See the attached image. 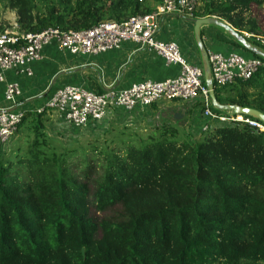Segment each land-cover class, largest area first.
Wrapping results in <instances>:
<instances>
[{
  "label": "trees",
  "instance_id": "1",
  "mask_svg": "<svg viewBox=\"0 0 264 264\" xmlns=\"http://www.w3.org/2000/svg\"><path fill=\"white\" fill-rule=\"evenodd\" d=\"M162 2L0 0V8L29 34L120 24ZM200 2L196 17L264 37V0ZM10 27L0 15V33ZM261 59L250 79L215 88L219 104L264 113ZM49 121L26 111L18 140L0 152V264H264V130L217 121L196 137L164 122L65 148L49 138Z\"/></svg>",
  "mask_w": 264,
  "mask_h": 264
},
{
  "label": "built area",
  "instance_id": "2",
  "mask_svg": "<svg viewBox=\"0 0 264 264\" xmlns=\"http://www.w3.org/2000/svg\"><path fill=\"white\" fill-rule=\"evenodd\" d=\"M202 6L200 0H163L151 15L133 17L120 24L103 22L84 31L48 29L23 34L15 21L0 33V84H6L5 101L10 105L9 109L0 110V147L6 150L11 146L25 115L19 107L22 89L6 83L4 72L15 69L33 76L30 65L43 60L44 49L53 42L59 51L79 57L100 56L133 45L135 51H147L167 65L179 67L172 78L144 79L104 94L76 85L55 90L46 105L35 111L56 116L50 121L49 135L57 137L65 148H72L84 134L96 139L113 127L136 130L134 127L141 126L153 130L161 124L160 114L148 115L146 112L169 102L198 105L195 120L200 123V129L196 130L194 123L191 124V129L198 134L206 131L213 122L230 120L264 130V126L253 119L236 115L230 119L231 113L216 111L205 84L200 57L191 52L182 34L175 33L169 40L160 37L172 17L183 16L191 21L201 19L196 15ZM243 36L255 47L264 49V37L249 33H243ZM207 50L215 88L248 80L262 66L261 57L246 58L238 49L226 54L212 48Z\"/></svg>",
  "mask_w": 264,
  "mask_h": 264
},
{
  "label": "crops",
  "instance_id": "3",
  "mask_svg": "<svg viewBox=\"0 0 264 264\" xmlns=\"http://www.w3.org/2000/svg\"><path fill=\"white\" fill-rule=\"evenodd\" d=\"M166 24L160 33L162 39L169 40L175 33H180L186 39L191 52L200 57L194 40L192 22L186 17L176 16ZM202 35L207 49L212 48L214 51L225 54L238 49L235 41L218 27H204ZM30 69L33 76L21 74L15 69L4 72L6 83L16 84L22 89L19 107L25 112L44 107L51 94L60 87L76 85L97 94H104L109 90L128 87L144 79L162 81L172 78L179 71L178 66L167 65L147 51H135L133 45H127L122 51H113L100 56L79 57L59 51L54 42L44 49L43 60L32 63ZM5 88L6 84H0V110H7L10 106L5 101ZM197 110V104L169 102L154 107L155 112L149 110L146 113L153 115L158 112L161 123L172 122L182 129L185 127L186 119L194 123ZM177 115L180 118H176ZM52 117L56 116L50 115V121ZM50 121L47 124L48 130ZM197 124L199 127L196 129L195 125V129L199 130L200 123ZM142 130L151 131L145 128ZM49 138L54 141L59 140L50 135ZM17 140L18 137L12 143L15 144ZM1 151L5 149L0 147Z\"/></svg>",
  "mask_w": 264,
  "mask_h": 264
},
{
  "label": "water",
  "instance_id": "4",
  "mask_svg": "<svg viewBox=\"0 0 264 264\" xmlns=\"http://www.w3.org/2000/svg\"><path fill=\"white\" fill-rule=\"evenodd\" d=\"M189 21L192 22L194 26L193 28L194 40L198 48V51L200 53L201 62L203 65V71H204V80L209 90V96H210L213 108L218 112L228 113V114L231 113L232 115L244 116V117L253 119L264 126V113L261 111H258L252 108L241 107V106H232V105L224 106L218 103L217 98H216V93H215L216 89L212 82V77H211V67H210V62H209L208 50L203 42L202 29L208 26L218 27L222 29L231 38L236 40V42L241 47H243V49H245L246 51L254 54L255 56L261 57L263 59H264V53H262L260 49L252 45L249 41H247L244 38V36L241 33H239L237 30H235L231 25H229L228 23L216 17H207V18L197 19L194 21H191V20ZM178 116L179 115H177L176 118H180V116L179 117Z\"/></svg>",
  "mask_w": 264,
  "mask_h": 264
},
{
  "label": "rangeland",
  "instance_id": "5",
  "mask_svg": "<svg viewBox=\"0 0 264 264\" xmlns=\"http://www.w3.org/2000/svg\"><path fill=\"white\" fill-rule=\"evenodd\" d=\"M0 15L2 16V19L5 21V22H7L9 25H12L15 21H16V13L15 12H13V11H10V10H7V11H4L2 8H0ZM261 17L264 19V12H262L261 13ZM208 27H210V26H208ZM212 27H215V26H212ZM233 39V38H232ZM234 40V39H233ZM235 41V43L237 44V46H238V51H239V53L240 54H242L243 56H245L246 58H254V57H256L254 54H252V53H250V52H248V51H246L245 49H243L237 42H236V40H234ZM259 49V48H258ZM260 51L262 52V53H264V49H260ZM196 57H199L198 56V54L196 55ZM185 120V119H184ZM183 120V121H184ZM198 122L195 120L194 121V125H196V129H197V127H199V125L197 124ZM191 124H192V121L191 120H189V121H187V119H186V121H185V127L184 128H182L183 129V131H185L186 133H190V134H192V135H194V136H196V137H198L199 136V134L196 132V130H192L191 129ZM176 125V124H175ZM114 128H117V127H114ZM113 128H111L109 131H111ZM119 129H121V128H119ZM134 129H136V130H134L135 132H137V133H140V134H146V133H148V132H150V131H146V132H144V130H142V129H144V128H142V127H138V128H136V127H134ZM130 130V129H129ZM131 130H133V129H131ZM104 135L105 134H103L102 135V133H100L99 134V136L98 137H100L99 139L100 140H102L103 138L102 137H104ZM92 139H94V138H90L89 136H87V135H82L81 137H80V141H77V143H75L74 145H76V144H78V143H80V145H85V144H87L88 142H90V141H94V140H92ZM97 139V138H96ZM57 141V140H56ZM57 142H59L60 143V146H61V142H60V140H58ZM74 145L72 146V147H74ZM61 147H63V146H61ZM98 216H100V217H104V214H100L99 213V215Z\"/></svg>",
  "mask_w": 264,
  "mask_h": 264
}]
</instances>
